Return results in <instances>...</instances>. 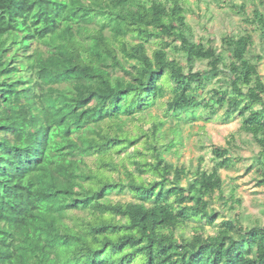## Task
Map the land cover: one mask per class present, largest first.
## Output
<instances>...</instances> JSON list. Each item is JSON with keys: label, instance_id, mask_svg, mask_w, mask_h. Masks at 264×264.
Returning a JSON list of instances; mask_svg holds the SVG:
<instances>
[{"label": "trees", "instance_id": "16d2710c", "mask_svg": "<svg viewBox=\"0 0 264 264\" xmlns=\"http://www.w3.org/2000/svg\"><path fill=\"white\" fill-rule=\"evenodd\" d=\"M188 4L0 0V264H264V226L212 207L242 158L213 146L210 172L168 159L182 122L240 118L264 186V0L220 46L195 40Z\"/></svg>", "mask_w": 264, "mask_h": 264}, {"label": "rangeland", "instance_id": "374dc122", "mask_svg": "<svg viewBox=\"0 0 264 264\" xmlns=\"http://www.w3.org/2000/svg\"><path fill=\"white\" fill-rule=\"evenodd\" d=\"M233 2L241 4L242 1L233 0ZM231 4V0H189L187 20L193 28L196 41L207 44L209 40H212L215 46H220L224 36L251 32L252 26L245 21V18L252 17L255 7L261 8V0H248V15L246 16L239 14L231 7ZM169 51L173 52L171 49ZM252 52L264 55V44L261 43L257 33H254ZM206 67L207 64L204 62L196 63L197 69ZM259 71L264 75V60L259 66ZM211 86H218V83L214 82L210 84ZM151 113L152 116L164 118L162 108H155ZM144 118V121L139 120L130 125L128 130L136 132V127L143 125L146 129L149 128L152 122L148 125L144 122L145 120H151V118L148 115ZM172 127H175V121L168 119L164 130ZM240 128V118L228 124L223 123L221 117H217L209 123L203 121L195 123L182 122L179 145L168 155V159L172 163L184 166L188 171L193 172L196 170L200 158H204L202 167L210 172L215 162L211 153L212 147L230 148L232 155L237 159L242 158V160L237 161L228 170H221V176L224 181V200H227L230 206L234 205L235 210L230 213L224 205V200L218 198V193L213 198L212 207L221 214H228L232 217L240 215L246 228L256 225L264 226V186L258 185L259 176L255 163L260 148L253 137L240 132ZM232 136H235V141H232ZM117 162H120V157H117ZM125 165L129 170H134L128 162H125ZM121 171L124 173L122 163ZM145 177L150 178L149 175H145ZM184 184H186V181H184ZM232 190L235 191L234 200L231 199ZM121 198L126 201L132 199L129 195ZM236 200H241L242 204L236 203ZM222 220L223 217L218 219L217 222L220 223ZM207 229L211 235L217 232L216 228L208 227Z\"/></svg>", "mask_w": 264, "mask_h": 264}]
</instances>
